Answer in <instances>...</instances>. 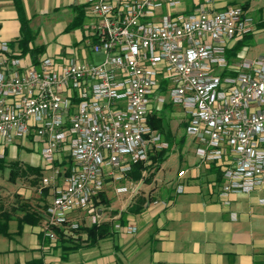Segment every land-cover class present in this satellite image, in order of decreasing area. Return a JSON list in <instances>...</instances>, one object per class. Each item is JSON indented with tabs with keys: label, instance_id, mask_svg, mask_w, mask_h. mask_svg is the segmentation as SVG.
<instances>
[{
	"label": "built area",
	"instance_id": "1",
	"mask_svg": "<svg viewBox=\"0 0 264 264\" xmlns=\"http://www.w3.org/2000/svg\"><path fill=\"white\" fill-rule=\"evenodd\" d=\"M216 1L155 18L161 6L180 0H86L93 22L81 47L98 60L81 59L74 49L35 64L2 42L0 156L20 140L39 144L47 165L72 158L71 173L46 208L49 237H56L54 227L77 228L71 214L92 208L108 180L120 181L134 163H148L169 146L150 123L167 103L182 109L200 163L220 169L225 204L233 193L264 186V56H227L255 22L239 5L214 9ZM51 168L44 184L60 176ZM90 218L99 223L97 210Z\"/></svg>",
	"mask_w": 264,
	"mask_h": 264
},
{
	"label": "crops",
	"instance_id": "2",
	"mask_svg": "<svg viewBox=\"0 0 264 264\" xmlns=\"http://www.w3.org/2000/svg\"><path fill=\"white\" fill-rule=\"evenodd\" d=\"M22 2L30 26L36 32L34 44H43L38 41L40 29L32 22L37 14L59 12L62 8L69 11V8L72 9L67 27L66 20L59 23V27L70 31L75 39L72 42L68 34L61 35L62 41L72 42L71 51L63 48L51 51L43 44L45 51L41 57L58 52L60 53L57 55H68L72 54L74 49L79 57L87 60L101 57L98 55L97 58V54L81 47L86 28L83 25L86 0ZM203 2L204 0H180L175 7L163 5L156 12L155 18L174 15L177 12L188 13L200 7ZM0 3L1 47L2 42L19 37L21 22L13 0H0ZM229 4L237 3L232 0H217L213 6L214 9H221ZM247 8L249 10V3ZM81 16V24L71 27L72 22ZM171 115L179 117L180 123L184 120L183 111L179 106L172 110ZM193 144L196 146L195 141ZM33 148L29 141L18 140L5 147L4 155L7 153L8 159L19 160L22 164L45 167L44 177L46 169L52 171L53 175V169L44 160L41 161L39 155L33 153ZM193 150L192 159H186L185 167L179 170H185V174L178 175L166 189L152 188L148 191L142 187V183H153L155 177L150 182L108 180L105 190L111 204H105V207L98 205L88 211H76L71 214V219L91 224L88 219L90 213L97 210L99 222H114L112 233L91 246H82L70 252L66 259L62 258L61 250L56 244L48 239L46 214L39 224H24L21 232H17L18 221L12 219L9 222L11 237L7 241L0 237V264H264V186L250 193H233L230 195V204H225L219 197L221 171L213 164L208 166L200 163L195 149ZM63 181L64 177L59 176L47 185L42 182L43 186H50L48 204L52 201L55 187L62 185ZM215 181H218V184L212 186L211 183ZM132 184L135 191H130V194L129 191L128 194L116 192L117 186ZM179 185H182L183 191L177 190ZM35 189L29 184L21 185L17 192L0 195V204H3L4 209L18 205L22 199H32V202L37 204L35 198L39 196V190L36 192ZM137 191L149 198V201L141 212L129 214L123 222L121 215ZM115 199H118L117 205H113ZM254 206L260 209L255 214ZM117 224L120 227H117ZM127 225L135 226L136 230L128 233L125 229Z\"/></svg>",
	"mask_w": 264,
	"mask_h": 264
},
{
	"label": "trees",
	"instance_id": "3",
	"mask_svg": "<svg viewBox=\"0 0 264 264\" xmlns=\"http://www.w3.org/2000/svg\"><path fill=\"white\" fill-rule=\"evenodd\" d=\"M13 2L21 22V28L19 37L9 41L8 44L15 56L28 55L31 58V61L37 64L40 61L41 55L45 51V46L43 44H34L36 32L30 26V20L25 14L22 0H13ZM242 6L247 8L248 3H245ZM82 18L83 17L81 16L74 20L71 27L81 24ZM252 34V32L246 34L243 40L239 41L235 46L228 50L227 56L229 58L235 57L237 55L236 53L246 45V39H250ZM168 106H170V104ZM150 123L152 127L156 128L164 135V138L169 142V146L156 151V153H152L150 155V162L148 163H134L123 181L137 182L143 180L145 182H150L156 176L162 163L167 159L173 143L182 146L185 142V133L177 139L176 133L171 129L170 122L164 116L153 115ZM180 125L186 128L187 122L182 121ZM6 156L7 153H5L4 156H0V169L4 167L10 168L9 179L11 181H16V179H26L31 187L37 188V191L39 190V196L35 198L37 204L33 203L32 199H22L18 205L11 206L12 209H4L3 204H0V233L11 237L12 233L9 230V222L12 219L18 221L17 232H21L23 225L26 223L39 224L42 222L43 218H45L46 208L48 206L47 196L50 186L42 185L45 167L22 164L19 160L8 159ZM51 166L59 168L60 176L65 177L71 173L72 158L70 156H65L62 161L56 160L52 165H49V167ZM220 179L221 182L222 177ZM215 183L218 184V181H215ZM106 193L104 187V189L94 197L93 207H96L101 203L107 205L111 204V199L108 198ZM148 201L149 198L144 194H136L132 202L127 206L125 211H123L120 219L125 222V218L129 214L141 212ZM114 212L116 213L117 211ZM113 229L114 222L112 220L92 224L80 223L77 228H72L71 226H58L53 228L56 237L51 238L48 236V239L56 244V247L61 250L62 258L66 259L70 252L80 249L82 246L93 245L97 240L109 236Z\"/></svg>",
	"mask_w": 264,
	"mask_h": 264
},
{
	"label": "rangeland",
	"instance_id": "4",
	"mask_svg": "<svg viewBox=\"0 0 264 264\" xmlns=\"http://www.w3.org/2000/svg\"><path fill=\"white\" fill-rule=\"evenodd\" d=\"M236 2L237 4H232V5H238V4H245L249 3V10L248 8H245L248 11V14L251 15L254 18L255 22V27L254 30L252 31V36L250 39H246V45L238 51L236 54H240L241 57H245L248 59H255L260 56H264V0H232ZM230 5V4H229ZM228 6V5H226ZM242 6V5H239ZM243 7V6H242ZM0 8H1V3H0ZM224 8V7H223ZM62 8L59 12L51 11L47 13L46 15L44 14H37L35 18L33 19V25H36L37 28L40 30L39 35H38V41L39 43H43L47 46V49H50L51 51L57 48H63L68 51H71L73 45H72V40H75L70 31H64L63 28L59 27V23L61 21L66 20L65 26L69 24L68 19L70 16H72V9H70L71 13L69 10H63ZM250 11V12H249ZM93 22V18L85 15L83 18V25L87 26ZM263 23V24H262ZM65 27V29H66ZM81 28V27H80ZM63 34H68L71 38L70 43H67L68 41H62V36ZM244 38V37H243ZM243 38L241 40H243ZM238 40L235 42L233 46H235L239 41ZM232 46V47H233ZM231 47V48H232ZM230 48V49H231ZM1 52V51H0ZM60 53V52H58ZM58 53L55 54H50L52 57H56ZM1 54V53H0ZM236 55V56H237ZM98 58V55H95ZM81 59L82 56H80ZM98 60V59H95ZM162 93L163 95L166 94L165 90H160L158 91V95ZM169 104L167 103L164 109L160 112L162 116H164L169 122L171 129L173 130L174 133H176V138H180L185 133V142L181 146L180 144H174L172 146L171 151L169 152L167 159L162 163L160 169L157 171L155 180L153 183L148 184V183H142V187L145 188L146 190L150 191L152 188H167L170 185L173 184V182L176 180L179 170L183 167H185V161L191 160L192 159V151L195 149V146H193V141H195L194 136L191 134H187L186 130H184V126L180 125L179 117H176L175 115L172 114V110L174 108H171L168 106ZM172 105V104H171ZM178 118V119H177ZM186 129V128H185ZM164 138V135H163ZM33 153L36 155H39L41 161H43L42 156H40V146L39 144H35L33 148ZM26 163V162H25ZM46 177H49L52 175V171L49 169H46L45 171ZM127 174V173H126ZM10 177V168L9 167H4L0 169V195H4L10 192H17L18 189L21 187V185L28 186V182L25 180H20L16 179V181H11L9 179ZM126 175L124 176V178ZM123 178V179H124ZM123 179H120V181L116 182H123ZM47 185V184H45ZM54 187V186H53ZM129 188L128 193L130 194L133 192V190H130L133 188V184L127 186ZM52 188V187H51ZM137 189L139 190V186H137ZM37 192V188L35 189ZM34 190V192H35ZM127 191H120V192H126ZM131 191V192H130ZM135 191V190H134ZM33 192V194H34ZM117 192V191H116ZM118 192V193H120ZM36 195L38 193H35ZM136 194H139L137 191ZM135 194V195H136ZM12 195V194H11ZM118 199L113 200V205H117ZM100 205H104V203H101ZM89 208L86 210L88 211ZM256 206L253 207V213L255 214L256 211H259ZM91 215V213H90ZM89 221H91V218H88ZM1 221V219H0ZM92 224V223H91ZM127 227V226H126ZM125 227L126 231L127 228ZM129 233V232H128ZM0 237L4 240L7 241L9 239L8 236L0 233Z\"/></svg>",
	"mask_w": 264,
	"mask_h": 264
}]
</instances>
